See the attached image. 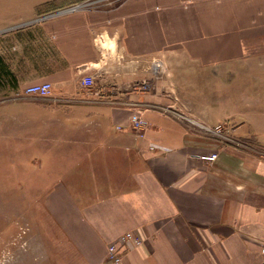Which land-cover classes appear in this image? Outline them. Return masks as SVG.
<instances>
[{
  "label": "crops",
  "instance_id": "0c3cea01",
  "mask_svg": "<svg viewBox=\"0 0 264 264\" xmlns=\"http://www.w3.org/2000/svg\"><path fill=\"white\" fill-rule=\"evenodd\" d=\"M86 1L11 0L0 5V27L32 21L44 3ZM22 32L0 65L9 87L52 85L53 98L32 106L44 114L32 130L55 175L40 187L43 238L27 247V264H108V245L128 231L142 243L121 264L262 263L264 158L192 127L163 94L173 83L149 69L178 56L218 82L246 77L233 111L203 98L197 120L225 125L232 139H264V95L248 80L264 59V0L109 1ZM215 88L222 105L226 85ZM136 115L148 125L142 136L129 130Z\"/></svg>",
  "mask_w": 264,
  "mask_h": 264
},
{
  "label": "rangeland",
  "instance_id": "374dc122",
  "mask_svg": "<svg viewBox=\"0 0 264 264\" xmlns=\"http://www.w3.org/2000/svg\"><path fill=\"white\" fill-rule=\"evenodd\" d=\"M91 1L96 2L91 4ZM109 1L119 3L121 0H89L87 1L89 6L78 11L97 8ZM10 2L11 0H0V5H8ZM47 13L36 16L32 21L0 27L1 55L16 52L18 46L15 40L18 35L22 34V30L27 27L42 22L36 21L37 17ZM170 66L175 71L169 73ZM0 69L3 75V70H6V76L0 80V264H27L25 257L27 247L30 244L41 243L43 238V233H41V222L43 221L41 220V204L39 203L40 187L46 184L45 181H49L48 179L55 176L53 172L47 169L48 162L38 148L39 140L35 138L40 136V131L32 130L33 118H38L42 114L38 113L32 106H35L34 103L37 100L52 99L53 96L41 98L20 94L26 86L9 87L7 85L10 81L7 75L8 68L1 64ZM253 69L252 78L251 76L248 78L253 89L251 90L252 95L254 94L256 97L260 94L262 96L264 95V59L254 60ZM149 70L155 74L154 80L164 81L167 84L168 82L173 83L175 88L170 86V92L165 87L163 94L175 97L179 115L194 121L192 127L200 129L208 136L211 135L225 144L248 150L258 157L264 158V139H232L231 135L227 133L225 125L221 124V135L216 136L213 130L219 125L211 127L200 124L201 122L197 120L196 113L202 111V107L198 104L203 98L205 101L208 98L211 105L213 104L215 110L218 109L220 114L233 111L232 98L238 97L240 91L238 88L241 83H244L246 77L241 75L224 76L218 82L217 77L202 75L203 72L197 66L188 65L178 56L172 58L171 61L168 59L154 60ZM213 71L215 70L210 68V74ZM220 83L226 85V90L219 93V97L224 95L225 99L222 105H217L218 99L223 101L217 97L215 88ZM247 126L244 125L245 128ZM40 162H42L41 165H39Z\"/></svg>",
  "mask_w": 264,
  "mask_h": 264
},
{
  "label": "built area",
  "instance_id": "2783aa9c",
  "mask_svg": "<svg viewBox=\"0 0 264 264\" xmlns=\"http://www.w3.org/2000/svg\"><path fill=\"white\" fill-rule=\"evenodd\" d=\"M100 1V0H99ZM96 1H91L92 3H95ZM86 6H89V3L83 2L78 3L63 9H59L54 12H50L44 15H41L37 17L36 21H44L47 19H51L57 16H61L64 14H69L75 11H78L79 9H82ZM93 78L89 75H85L81 79V85L83 88L91 89L93 86ZM22 95L26 96H35V97H41V98H47L52 96V85L48 82H42V83H35L27 85L21 93ZM147 122L143 120L140 116L136 115L130 120L129 130L135 131L139 136H142L143 131L147 128ZM117 130L120 129L119 127H116ZM222 131V127L219 125L215 127L213 132L220 136ZM220 134V135H219ZM217 154L211 153L207 157H205L206 161H213L216 159ZM142 243V240L132 231H128L123 233L118 237V240L115 243H111L107 247V253L106 258L108 261V264H121L122 263V256L125 249H129L130 247H137L140 246ZM261 254L264 257V246H262L260 250ZM261 264H264V258Z\"/></svg>",
  "mask_w": 264,
  "mask_h": 264
},
{
  "label": "trees",
  "instance_id": "16d2710c",
  "mask_svg": "<svg viewBox=\"0 0 264 264\" xmlns=\"http://www.w3.org/2000/svg\"><path fill=\"white\" fill-rule=\"evenodd\" d=\"M58 8H60V6H58V3L48 2V3H44L40 6H38L36 8V12L38 14H42V13H47V12L57 10ZM0 68H1V65H0ZM3 73H4V75L2 74V70L0 69V76H1L0 80L4 79V76H6V70L5 69L3 70Z\"/></svg>",
  "mask_w": 264,
  "mask_h": 264
}]
</instances>
